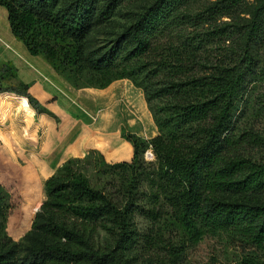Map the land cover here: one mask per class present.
<instances>
[{"label":"trees","instance_id":"trees-1","mask_svg":"<svg viewBox=\"0 0 264 264\" xmlns=\"http://www.w3.org/2000/svg\"><path fill=\"white\" fill-rule=\"evenodd\" d=\"M124 1L0 0L13 35L32 56H43L75 88L131 80L143 89L160 132L151 140L126 134L128 162L92 151L99 156L98 186L77 168L80 159L60 167L45 184L47 198L33 223L40 242L22 259L6 232L22 205V178H10L0 162V264H139L135 216L147 205L171 212L176 240L161 264H187L207 238L222 244L221 264H264V158L253 155L264 137L239 123L247 79L262 74L256 47L264 43V4L249 25L234 27L217 23L234 1L193 13L192 0H155L131 13L132 23L116 38L96 41L95 29ZM213 48L222 50L219 57L211 58ZM16 71L11 63L0 70V94L27 100L63 139L72 124L55 96L36 83L2 85ZM149 148L156 155L153 177L144 157Z\"/></svg>","mask_w":264,"mask_h":264},{"label":"rangeland","instance_id":"rangeland-1","mask_svg":"<svg viewBox=\"0 0 264 264\" xmlns=\"http://www.w3.org/2000/svg\"><path fill=\"white\" fill-rule=\"evenodd\" d=\"M153 1L155 0L124 1L119 6L118 13L110 22L98 26L95 29L94 35L96 41L107 42L116 38L132 23L133 19L131 13L144 11L145 7ZM224 1L230 0H192L189 9L193 13H199L208 7L224 3ZM231 1L234 2L230 5H235L231 9V13L228 16L221 17V19L218 18L217 23L226 22L234 27L247 26L254 20L257 16L258 10L264 4V0ZM0 8L4 12L3 15H0V28L10 30L7 10L1 6ZM256 50L259 53L260 59L258 70H261L262 74L260 79L257 78L256 81H252L251 78L247 79L246 95L241 105L242 109L240 110V113L242 117L240 118L239 123L244 129L258 130L264 137V43L259 44L256 47ZM221 52L222 50L213 48L209 54L211 55V58H217L220 56ZM122 80H127L129 85L134 88V91L136 89L141 92L147 108L152 115L153 126L157 130L155 137H157L160 135V132L155 123L153 113L148 105L143 89L136 87L129 79ZM159 80H164V74L160 75ZM85 82V80H82L80 81V84L86 86L87 84ZM9 84L8 81L4 83V85ZM33 91L34 97L40 96L37 91ZM111 94L112 96L108 100H110L111 103H114L115 106L120 108L125 106L126 111L131 114L130 107L137 114L142 111V108H140L139 105L126 106L125 103H129V98L126 97L128 100L125 99L126 94L124 95V93H121L118 95L115 90H112ZM30 109L32 108L29 106L27 100H23L13 95L0 94V162H3L7 170L12 172L10 178H22V205L18 214H16L8 223L6 232L8 236L18 244L19 257L21 259L29 249L40 242L41 238L39 232L33 229V223L39 207L47 198L45 183L42 184L39 181L36 167L34 163L31 162L29 153L26 151L27 149L21 144H18L17 141H14L10 134L11 131L21 122L24 113ZM128 133L130 132H128L127 129L123 130L121 135L124 140H126L125 135ZM143 139L150 140L152 138ZM127 142L129 144L130 153L126 155L121 154L112 162L130 161L131 147L130 142ZM92 151L87 152L83 157L76 158L81 160L77 164V168L90 177L93 185L98 186L99 177L96 176L95 164L93 163L99 158V156L96 154H90ZM253 155L257 159H263L264 147L255 149ZM144 157L145 161L150 163V165L147 166V172L153 177V173L156 170V155L154 150L149 148ZM142 190L144 191V198L150 195V191L146 185ZM146 202H148V198H146ZM162 206L163 202H160L157 208H161ZM152 207L153 206L147 205L145 210L137 212L135 216L139 240L134 255L139 261V264H161V260L167 256L170 244L176 240L175 231L169 223L171 212L168 208L163 207L165 211L163 213H157V210L154 211ZM224 260L222 244L214 238H207L201 241L195 249L191 251L187 264H221Z\"/></svg>","mask_w":264,"mask_h":264},{"label":"crops","instance_id":"crops-1","mask_svg":"<svg viewBox=\"0 0 264 264\" xmlns=\"http://www.w3.org/2000/svg\"><path fill=\"white\" fill-rule=\"evenodd\" d=\"M3 13L0 8V15ZM7 63L17 71L15 78L2 81L4 87L36 83L41 93L56 97L57 108L67 114L72 124L60 139L56 123L46 114L30 109L11 131L14 141L27 149L42 184L66 162L83 157L89 151L101 152L108 162L121 154H129V144L121 135L124 129L147 139L157 134L141 92L134 91L127 80L114 81L104 89L75 88L43 56H32L11 28H0V70ZM6 81L10 84L4 85ZM112 90L118 95L126 94L125 99L129 98L126 106L139 105L142 111L137 114L130 107L131 114L125 106H115L108 100Z\"/></svg>","mask_w":264,"mask_h":264}]
</instances>
